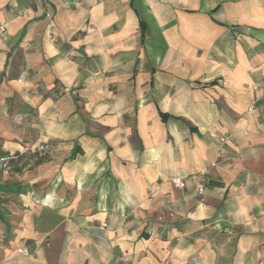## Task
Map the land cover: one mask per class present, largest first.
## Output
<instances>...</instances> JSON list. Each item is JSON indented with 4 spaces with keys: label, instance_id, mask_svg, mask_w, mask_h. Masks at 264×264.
I'll return each mask as SVG.
<instances>
[{
    "label": "crops",
    "instance_id": "0c3cea01",
    "mask_svg": "<svg viewBox=\"0 0 264 264\" xmlns=\"http://www.w3.org/2000/svg\"><path fill=\"white\" fill-rule=\"evenodd\" d=\"M0 23V264H264V0H0Z\"/></svg>",
    "mask_w": 264,
    "mask_h": 264
},
{
    "label": "built area",
    "instance_id": "2783aa9c",
    "mask_svg": "<svg viewBox=\"0 0 264 264\" xmlns=\"http://www.w3.org/2000/svg\"><path fill=\"white\" fill-rule=\"evenodd\" d=\"M6 28L3 23H0V35L5 32ZM38 149L42 150L44 149L43 145H38ZM0 170L2 173L6 174L9 171V164H8V157L5 155L0 156ZM194 182L196 185V194L200 197V199L203 198V194L205 191V182L202 177V175H198L194 177ZM170 182L177 188H183L186 184V180L179 176H172L170 177ZM18 252L27 254L28 251L25 248H19Z\"/></svg>",
    "mask_w": 264,
    "mask_h": 264
},
{
    "label": "trees",
    "instance_id": "16d2710c",
    "mask_svg": "<svg viewBox=\"0 0 264 264\" xmlns=\"http://www.w3.org/2000/svg\"><path fill=\"white\" fill-rule=\"evenodd\" d=\"M38 152H40V151L38 150ZM34 155L37 157V161L43 160L45 158V157L41 156V154H38L36 152H34ZM9 161H10V158L8 157V164H9ZM9 167H10V165H9Z\"/></svg>",
    "mask_w": 264,
    "mask_h": 264
}]
</instances>
